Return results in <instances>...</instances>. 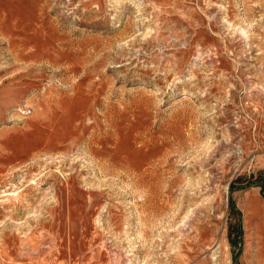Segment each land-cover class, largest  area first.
<instances>
[{
    "label": "rangeland",
    "instance_id": "1",
    "mask_svg": "<svg viewBox=\"0 0 264 264\" xmlns=\"http://www.w3.org/2000/svg\"><path fill=\"white\" fill-rule=\"evenodd\" d=\"M0 264H264V0H0Z\"/></svg>",
    "mask_w": 264,
    "mask_h": 264
}]
</instances>
